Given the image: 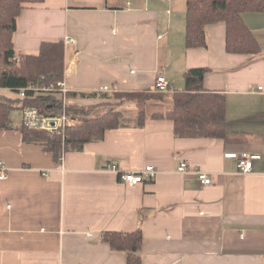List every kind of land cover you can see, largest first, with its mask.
<instances>
[{"label":"crops","instance_id":"1","mask_svg":"<svg viewBox=\"0 0 264 264\" xmlns=\"http://www.w3.org/2000/svg\"><path fill=\"white\" fill-rule=\"evenodd\" d=\"M185 5H25L15 48L37 54L43 41H65L63 81L80 94L68 104L90 107L92 116L136 110L128 104L104 109L113 100L101 87L143 91L163 74L174 90L183 91L188 69L208 67L203 85L225 95L226 131L220 139L178 137L170 119L147 118L142 127L132 119L104 139L69 151L60 163L43 145L24 141L18 129L0 130V161L11 169L0 179V264H125L126 254L112 251L103 235L139 227L142 264H264V14L245 15L261 47L257 54L227 52L225 23L207 26L206 47L188 49ZM0 95L16 99L20 93L1 88ZM172 109L168 95L147 112ZM11 118L20 126L22 112L14 110ZM243 155L259 156L253 172L238 171ZM182 162L208 172L211 184L179 173ZM148 165L157 169L156 177L134 186L112 170Z\"/></svg>","mask_w":264,"mask_h":264},{"label":"trees","instance_id":"2","mask_svg":"<svg viewBox=\"0 0 264 264\" xmlns=\"http://www.w3.org/2000/svg\"><path fill=\"white\" fill-rule=\"evenodd\" d=\"M45 0H0V89H11L25 96L16 99L0 95V130L18 129L23 140L41 144L53 154L55 162L64 160L69 151H80L85 144L102 140L108 130L134 124L144 126L147 118L170 119L174 122L178 137H206L220 139L226 131L225 95L208 91L203 81L208 67H196L185 72L186 87L174 90L170 95L173 109L149 114L143 108L137 114L114 110L92 116L83 105L68 104L65 97L79 96L69 90L60 92L58 83L65 79V41H43L37 54L17 52L14 35L18 30V18L25 5L42 3ZM185 46L202 48L207 46V26L225 23L226 49L229 53L257 54L261 47L252 30L245 22L246 14H264V0H185ZM147 89L143 91L114 90L105 94L120 102H147L164 98L166 93ZM83 94V93H81ZM37 109L49 117L67 115L81 121L73 126H64L60 132H51L27 124L15 126L11 118L14 110ZM80 117V118H79ZM156 177V176H155ZM152 180V179H151ZM139 227L135 231H106L103 241L112 251L126 254L125 264H142L141 250L144 233Z\"/></svg>","mask_w":264,"mask_h":264},{"label":"built area","instance_id":"3","mask_svg":"<svg viewBox=\"0 0 264 264\" xmlns=\"http://www.w3.org/2000/svg\"><path fill=\"white\" fill-rule=\"evenodd\" d=\"M71 41V38L67 37V42ZM57 89L60 90L61 93L66 94L69 91L67 84L65 81H60L58 83ZM261 89V87H259ZM101 91H114L116 88L104 86L101 87ZM152 91L159 93H170L174 91V88L171 82L167 79V77L163 74H158L155 78V82L152 86ZM25 89L20 91V96H25ZM66 102L68 99L65 97ZM22 112V122L21 124H27L31 127H35L41 130H47L51 132H60V128L66 125L73 126L77 123L76 118H72L70 116L62 115L49 117L44 113L38 111L37 109L25 108ZM54 122V124H52ZM259 156H250L243 155L238 159V171L242 174H248L253 172V161L258 159ZM113 171H117L120 173V179L127 183L130 186L137 185L139 183L144 182L146 179L151 180L154 179L157 174V169L153 165H148L145 168L139 171H128L121 173L117 170L116 166H112ZM178 172L182 174L191 173L198 177V179L205 185H209L212 182V178L210 174L206 171H203L197 167H191L186 162L180 163L178 167ZM10 173V168L4 161H0V179L5 180L8 178Z\"/></svg>","mask_w":264,"mask_h":264},{"label":"rangeland","instance_id":"4","mask_svg":"<svg viewBox=\"0 0 264 264\" xmlns=\"http://www.w3.org/2000/svg\"><path fill=\"white\" fill-rule=\"evenodd\" d=\"M106 92H114V91H106ZM174 92V91H173ZM173 92H170V93H166V94H164V95H166V96H168V95H171ZM153 93H155V92H153ZM111 99L113 100V103H111V101L110 102H107V103H105L104 104V109H106V108H108V109H110V108H116L115 106L116 105H118L119 104V100L118 99H115V98H113V97H111ZM161 102H164V98H155V99H153V100H150V101H147V102H137V101H127V102H124V104H128V105H136V110L137 109H139V107L141 106V108L140 109H145L146 111H147V109H148V106H151V105H153V104H157V103H161ZM134 107V106H133ZM133 107H130L129 108V110H127V111H130L132 114H137V112H138V110L136 111ZM87 108H90V107H87ZM139 109V110H140ZM150 111H151V107H150V109H149ZM104 111H106V110H102V112H100L99 114H104V113H106V112H104ZM112 111V110H111ZM111 111H107V112H111ZM104 112V113H103ZM148 113V112H147ZM154 113H157V112H151L150 114H154ZM101 114V115H102ZM80 118V117H79ZM78 120V119H77ZM80 120H81V118H80ZM80 120L77 122V123H80ZM126 121H132V118L130 117V118H128V119H126ZM11 170V169H10ZM157 173H158V171H157ZM157 175V174H156Z\"/></svg>","mask_w":264,"mask_h":264},{"label":"water","instance_id":"5","mask_svg":"<svg viewBox=\"0 0 264 264\" xmlns=\"http://www.w3.org/2000/svg\"><path fill=\"white\" fill-rule=\"evenodd\" d=\"M52 124H54V122H52Z\"/></svg>","mask_w":264,"mask_h":264}]
</instances>
